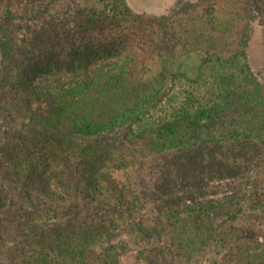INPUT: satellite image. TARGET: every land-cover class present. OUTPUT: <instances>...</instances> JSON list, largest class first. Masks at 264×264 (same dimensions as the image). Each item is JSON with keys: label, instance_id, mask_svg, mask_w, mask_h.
I'll return each instance as SVG.
<instances>
[{"label": "trees", "instance_id": "obj_1", "mask_svg": "<svg viewBox=\"0 0 264 264\" xmlns=\"http://www.w3.org/2000/svg\"><path fill=\"white\" fill-rule=\"evenodd\" d=\"M71 1L88 8L106 4V0ZM24 2L0 0V79L18 87L24 111L18 132H3L0 264H11L9 257L25 264H121L114 244L120 229L151 241L160 253L187 264L208 260L210 254L233 253L235 226L247 199L233 191L223 192L159 211L149 221L142 216L137 221L132 211L137 205L113 175L118 164L102 157L103 163L97 165V150L103 136L118 133L129 154L164 155L211 146L224 150L253 142L264 157V84L251 75L244 52L223 54L228 37L241 33L243 25L242 16L234 10L235 1L226 2L228 12L221 20L187 27L186 33H194L195 48L180 47L168 59L135 53L111 57L90 44L73 47L60 58L52 51H41V46L51 45L42 39L16 66L13 20L23 12L30 23L45 21L52 1L34 0L31 6ZM129 13L125 0H120L104 20L118 25ZM94 21L89 19L87 24ZM208 64H217L221 70L212 99L151 118L170 79L197 81ZM239 76H243L242 83L236 80ZM43 138H54L59 144L50 159L42 143L36 147ZM81 139L87 143L80 146ZM20 150L26 154L21 156ZM74 160L79 161L76 170L85 183L84 197L90 201L93 195L103 197L105 215L94 224L55 222L60 216L54 204L65 201L70 190L64 168ZM253 206L259 205L249 208ZM68 209L73 211L75 206ZM235 253L239 257L233 264H264V244L258 250L239 246Z\"/></svg>", "mask_w": 264, "mask_h": 264}, {"label": "rangeland", "instance_id": "obj_2", "mask_svg": "<svg viewBox=\"0 0 264 264\" xmlns=\"http://www.w3.org/2000/svg\"><path fill=\"white\" fill-rule=\"evenodd\" d=\"M33 1L25 0L24 5L31 6ZM42 1H52L47 9V20L30 23L23 12L20 13L22 17L13 20L16 66L22 65L27 50L42 39L51 45L41 46V51L45 54L52 51L60 58L73 47L90 44L100 48V54L104 52L111 57L135 53L143 57L168 59L180 47L196 46L194 33H186V28L191 27V24L197 27L206 20H221L228 12L226 2L229 0H125V9L130 13L124 15L118 25L104 20V15L111 13L115 2L120 0H106L104 8L77 6L71 0ZM233 1L234 10L243 18V25L241 33H233L228 37L229 44L223 54L229 57L244 52L251 75L264 84V0ZM89 19L95 20L93 25L87 24ZM29 23L31 25L28 28L26 24ZM197 48L200 47L197 45ZM236 60L242 61L241 57ZM217 67V64H208L197 81L179 77L170 79L165 96L152 110L151 118L160 119L181 105L199 104L212 99L218 86L217 74L221 73ZM242 77L236 80L242 83ZM17 90V86L0 79V156L2 147L6 146L3 132L16 134L24 119ZM102 138L103 145L97 150V165L103 163L102 157H108L118 164L113 175L120 185H124L127 198L137 205L132 208L137 221L140 216L149 221L159 211H168L188 202L233 191L247 199L248 204L236 223L235 230L238 233L230 247L235 251L239 246L258 250L264 244V157L258 154L253 142L240 143L234 149L223 150L211 146L164 155H147L129 154L118 133L107 134ZM8 143L11 144V140ZM41 143L49 159L52 151L59 148L54 138H43L36 147H40ZM79 143L82 146L87 140L81 139ZM19 154L23 156L26 151L20 150ZM78 162L64 168L65 175L70 179V190L65 195V201L54 204L60 216L55 222L61 224L66 221L94 224L105 215L102 196L93 195L95 198L91 201L84 197L85 183L81 172L76 170ZM82 165L89 167L88 164ZM82 167H79L82 172L88 173ZM254 204L259 206L249 208ZM69 206H75V209L71 211ZM117 225H120L119 222ZM120 232L114 244L118 248L121 264H187L160 253L151 241L135 238L134 234L121 229ZM235 251L210 254L208 260L189 264H221L222 258L225 260L222 264H233L239 257ZM9 258L11 264H25L19 259Z\"/></svg>", "mask_w": 264, "mask_h": 264}]
</instances>
